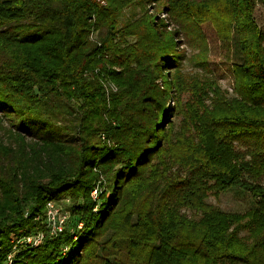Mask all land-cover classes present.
<instances>
[{"label": "trees", "instance_id": "trees-1", "mask_svg": "<svg viewBox=\"0 0 264 264\" xmlns=\"http://www.w3.org/2000/svg\"><path fill=\"white\" fill-rule=\"evenodd\" d=\"M257 2L0 0V113L15 144L0 142L3 256L13 237L45 230L53 200L67 227L13 264H264ZM133 5L142 15L120 24ZM172 20L213 25L236 96L181 70L188 29ZM233 189L251 196L246 212L207 202Z\"/></svg>", "mask_w": 264, "mask_h": 264}, {"label": "rangeland", "instance_id": "rangeland-1", "mask_svg": "<svg viewBox=\"0 0 264 264\" xmlns=\"http://www.w3.org/2000/svg\"><path fill=\"white\" fill-rule=\"evenodd\" d=\"M156 3L149 5L148 9L154 10ZM139 5H133L127 7L122 12L119 17V22L122 24L126 20L130 19L132 15L138 13L141 16ZM167 14L160 15V18L165 17ZM256 20L264 31V6L257 2L256 4ZM172 25L174 27H183L188 30H182L180 37L181 48L185 50V58L181 64V70L190 78L198 79L204 84L216 83L221 87L222 93L230 98L236 96L235 91V77L233 73V57L228 51L227 47L220 41L216 29L212 24L206 23L202 24L200 27L194 29L192 23H177L172 20ZM101 33L100 31H95L92 37L96 39ZM133 42L134 39H129ZM170 73H175L176 69H170ZM193 94L186 93L183 96L184 102L194 100ZM209 103V102H208ZM174 104L171 103V106ZM0 142L13 143L11 137L9 136L10 120L8 117L3 116L0 113ZM173 122L175 128L178 130L181 124V117H174ZM15 145V144H14ZM70 198L63 200L69 202ZM207 202L215 207L222 209L225 212L231 213H243L249 210L252 205V198L248 194H244L241 191L227 190L221 192L220 194H210ZM189 216L198 218L200 214H196L191 211L186 212ZM246 232H241V235H245Z\"/></svg>", "mask_w": 264, "mask_h": 264}, {"label": "built area", "instance_id": "built-area-1", "mask_svg": "<svg viewBox=\"0 0 264 264\" xmlns=\"http://www.w3.org/2000/svg\"><path fill=\"white\" fill-rule=\"evenodd\" d=\"M99 189L92 191V197L98 198ZM70 212L66 210L60 203L50 200L46 204L45 210V230H38L23 236L13 237L10 240V250L3 256V246L0 244V264H13L17 254L22 248L35 249L41 246L45 238L50 235L58 236L67 227L70 219ZM82 227V223L79 224ZM67 248L64 249L66 251Z\"/></svg>", "mask_w": 264, "mask_h": 264}]
</instances>
